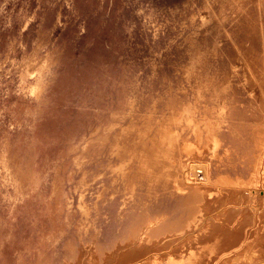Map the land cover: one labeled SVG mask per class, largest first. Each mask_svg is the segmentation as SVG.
<instances>
[{
  "label": "rangeland",
  "instance_id": "obj_1",
  "mask_svg": "<svg viewBox=\"0 0 264 264\" xmlns=\"http://www.w3.org/2000/svg\"><path fill=\"white\" fill-rule=\"evenodd\" d=\"M259 89L264 0H0V264L208 243L205 264H243L264 206ZM214 137L199 180L216 185L186 184Z\"/></svg>",
  "mask_w": 264,
  "mask_h": 264
},
{
  "label": "bare ground",
  "instance_id": "obj_2",
  "mask_svg": "<svg viewBox=\"0 0 264 264\" xmlns=\"http://www.w3.org/2000/svg\"><path fill=\"white\" fill-rule=\"evenodd\" d=\"M240 58V57H239ZM237 63V62H236ZM240 64V62H239ZM257 86V85H256ZM259 95L263 97H261L260 101H261V104L259 106H257V114L255 115V117H264V93H262V91L259 89ZM220 113V112H219ZM222 120V119H221ZM228 121V120H227ZM243 122V121H242ZM204 123V122H203ZM220 123V122H219ZM244 123V122H243ZM247 123V122H246ZM217 125V124H216ZM237 125V124H236ZM260 125V124H259ZM218 126V125H217ZM229 126V125H228ZM247 125L243 126V131L245 130H248L247 128L249 127H246ZM250 126H252L250 124ZM262 126V125H261ZM234 128V127H233ZM230 129V128H229ZM258 129V128H257ZM211 130V129H210ZM209 131V130H208ZM257 131V130H256ZM200 132V131H198ZM228 132V131H227ZM248 133V132H247ZM260 134H264V131L262 129H260ZM260 134H257V139L261 138V135ZM242 135V134H241ZM228 136V135H227ZM203 138V137H202ZM210 138V136H209ZM200 139V138H199ZM244 139V138H243ZM203 140V139H202ZM247 141V140H246ZM201 142V141H200ZM234 142V141H232ZM226 143V142H225ZM219 141L216 140V138H211V140L208 142V144L206 145V153H204L201 157L202 158H206V162H205V165H196V166H193L191 165L190 163V167H191V171L188 173H185L183 175V180L186 184H189V185H194V184H197V183H200L206 187H211L213 185H216V182H211L210 180H207V182H201L199 179L200 176H203L206 178V175L209 174L208 172V164L209 161L215 157L217 154H216V149L219 146ZM230 144V143H228ZM228 148V147H227ZM229 154V153H228ZM227 154V155H228ZM205 155V156H204ZM234 155V154H233ZM264 158V157H263ZM262 159V158H261ZM264 160V159H263ZM203 161V160H202ZM201 162V161H200ZM199 162V163H200ZM204 163V162H203ZM188 167V168H190ZM148 173V172H147ZM251 178L253 179H258V180H261V181H264V162L262 161L260 167L258 168H255L254 169V173H252L250 175ZM203 178V179H205ZM208 179V177H207ZM236 180H239V178H236ZM229 181V180H227ZM219 183V182H218ZM242 183V182H241ZM262 183V182H261ZM238 182H230L229 183H220V185L223 187H230L231 185H237ZM200 186V185H199ZM175 191L177 193H185V192H188V189L184 188V187H181L178 183H175ZM220 188V187H219ZM240 188H243L241 189V192H243L245 194H254V193H257L256 191H250L247 188V185H242ZM218 189V188H217ZM225 189V188H224ZM237 190V189H236ZM227 191V190H226ZM262 191V190H261ZM234 192V191H233ZM220 194V192H219ZM223 194V193H222ZM230 194V193H229ZM242 195V196H243ZM212 196V195H211ZM233 196V195H232ZM242 196H239V198H241ZM236 197V196H235ZM238 197V196H237ZM253 197V196H252ZM210 198V197H209ZM256 198V197H255ZM264 198V196H263ZM249 199V198H248ZM256 200V199H255ZM258 201V200H257ZM257 204V202L255 203ZM258 205V204H257ZM249 206V205H248ZM255 206V205H253ZM242 207V206H241ZM258 208V207H257ZM256 220L258 222V226L256 228V232H255V237L254 238H249V241L247 242L244 250L242 251L241 255H240V258H239V261L240 262H243V264H264V234L262 233L261 230H264V221H262L264 219V206H261L260 208H258L256 210ZM203 216V215H202ZM207 216V215H206ZM208 217V216H207ZM255 217V216H254ZM204 218V217H203ZM254 220V218H253ZM207 223L206 221V218H204L202 220V224H201V227L203 226V228H205V224ZM254 227V226H253ZM147 229V228H146ZM146 232V231H145ZM253 232V231H252ZM134 233V232H132ZM143 233V232H142ZM250 234V233H249ZM253 235V234H252ZM189 235H185L182 237V239L188 237ZM243 237H245L243 235ZM172 239H168V240H165V241H170ZM246 240V239H245ZM138 243H142V247L143 248H138L136 247L135 245ZM136 241H133V243H131L132 245V248H134L135 250V253H139L137 256H134V259L135 260L136 258H138L142 253L146 252L147 251V243L145 242L146 241V237L144 236V233L141 235V237L139 239H137ZM164 240L161 241L159 244H161L162 242H165ZM220 241V240H219ZM136 243V244H135ZM217 243V241H216ZM217 245V244H216ZM213 244H204V245H199V246H192L190 248L187 249V253L185 255V257H181L179 255H175V256H170L166 261L165 263L161 260H158L156 259L155 257H150L148 260H146L144 262V264H205V261L207 260V257H208V254L212 251V250H216L217 249V246ZM187 247V246H185ZM129 248V246L126 248V250ZM219 248V246H218ZM220 249V248H219ZM227 251V250H226ZM219 253V252H218ZM221 254V253H219ZM117 256H118V253H117ZM117 258V257H116ZM163 258V257H162ZM117 260V259H116ZM164 260V259H163ZM126 262V261H124ZM118 263V262H117ZM123 263V262H121ZM211 263V262H210Z\"/></svg>",
  "mask_w": 264,
  "mask_h": 264
},
{
  "label": "crops",
  "instance_id": "obj_3",
  "mask_svg": "<svg viewBox=\"0 0 264 264\" xmlns=\"http://www.w3.org/2000/svg\"><path fill=\"white\" fill-rule=\"evenodd\" d=\"M186 194L189 193V192H185ZM195 211V210H194ZM199 211V210H198Z\"/></svg>",
  "mask_w": 264,
  "mask_h": 264
}]
</instances>
